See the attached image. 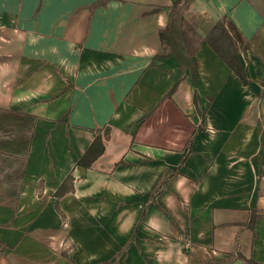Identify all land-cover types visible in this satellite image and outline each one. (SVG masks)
Returning <instances> with one entry per match:
<instances>
[{"label": "crops", "instance_id": "crops-1", "mask_svg": "<svg viewBox=\"0 0 264 264\" xmlns=\"http://www.w3.org/2000/svg\"><path fill=\"white\" fill-rule=\"evenodd\" d=\"M20 120L0 264H264V0H0Z\"/></svg>", "mask_w": 264, "mask_h": 264}, {"label": "rangeland", "instance_id": "rangeland-1", "mask_svg": "<svg viewBox=\"0 0 264 264\" xmlns=\"http://www.w3.org/2000/svg\"><path fill=\"white\" fill-rule=\"evenodd\" d=\"M187 0H185L186 2ZM30 128V122L19 121L15 123V133L14 136V159L0 157V190L4 193L14 192V195L18 192L20 188V182L23 175V163L24 157L28 148V138H21L22 134L25 132L24 129ZM23 131V132H22ZM12 168V169H11ZM13 178L14 185L3 186L1 182H4L8 178ZM8 181V180H7Z\"/></svg>", "mask_w": 264, "mask_h": 264}]
</instances>
